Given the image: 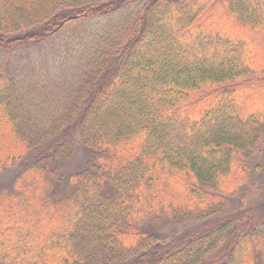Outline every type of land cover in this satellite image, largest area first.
I'll return each instance as SVG.
<instances>
[{
  "label": "trees",
  "instance_id": "16d2710c",
  "mask_svg": "<svg viewBox=\"0 0 264 264\" xmlns=\"http://www.w3.org/2000/svg\"><path fill=\"white\" fill-rule=\"evenodd\" d=\"M259 178L264 0H0V264H258Z\"/></svg>",
  "mask_w": 264,
  "mask_h": 264
},
{
  "label": "rangeland",
  "instance_id": "374dc122",
  "mask_svg": "<svg viewBox=\"0 0 264 264\" xmlns=\"http://www.w3.org/2000/svg\"><path fill=\"white\" fill-rule=\"evenodd\" d=\"M260 180H261V178L255 179V185H254L255 188L251 189L249 195L246 196L247 199H246V203H245V208L249 207V206H259L260 205L261 201H257L262 196V187H260V185H259ZM7 182H8V180H7ZM260 184H263L262 186H263V189H264V183H260ZM242 194H243V191L241 189V190L238 191L237 196H235L234 199L232 200V202H230L228 204V206L226 207V212H225L224 215L231 214L235 210L234 208L238 206L239 197ZM197 224H199V223L188 224L185 227L179 228L178 230L179 231H184L187 228L196 226ZM162 231L168 235L169 239H173L175 237V233L176 232L173 233V230L170 227H168L167 225L166 226L164 225V228H162ZM258 262H259L258 264H264V261H258Z\"/></svg>",
  "mask_w": 264,
  "mask_h": 264
}]
</instances>
